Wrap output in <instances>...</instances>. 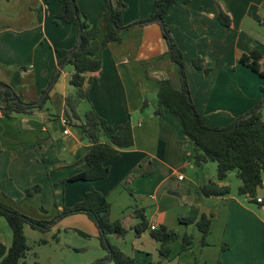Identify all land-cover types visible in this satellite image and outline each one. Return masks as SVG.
Instances as JSON below:
<instances>
[{"label":"crops","instance_id":"1","mask_svg":"<svg viewBox=\"0 0 264 264\" xmlns=\"http://www.w3.org/2000/svg\"><path fill=\"white\" fill-rule=\"evenodd\" d=\"M123 1L126 6L121 40L99 48L96 56L101 60V69L87 74L90 79L86 85L90 105L114 130L120 124L130 123L134 144L106 161L109 172L105 178L69 181L64 179L81 170L90 146L81 139L78 120L72 118L65 103L74 90L69 83L72 67L59 65L56 51L74 48L78 38L76 28L61 20L55 22L60 0H0V80L25 102L36 101L46 91L48 101L59 99L61 106L56 116L42 108L15 119L5 117L18 121L15 126L21 133L40 132L44 138L35 148L37 144L31 140L14 138L3 142L0 135V199L7 197L13 207L24 203L28 200L25 188L42 179L41 191L49 185L54 200L61 198V202L52 201L55 213L49 212L48 205L44 216L23 213L36 219H50L93 187L106 196L110 214L113 207H143L146 216V207L151 205L146 217L150 225L163 224L177 230L180 237L175 241L180 242L184 233L193 237L188 250L179 253V249L174 251L171 246L169 258L161 259L159 242L146 229L135 235L138 244L132 256L134 264L159 260L163 264H264V213L259 207L242 204L230 194V188L222 196L201 192L200 188L209 181L220 186L228 184L201 172L206 163L202 166L192 163L191 137L183 131L178 116L157 103L160 80L168 78L176 88L180 87L178 68L166 54L159 23L125 28L150 15L153 0ZM75 2L89 20L99 24L100 39L104 32L101 18L104 0ZM219 10L230 17L229 26L217 19ZM165 21L183 54L191 101L207 125L224 126L262 100L259 86L264 83L257 81L239 59L242 53L257 49L264 60V0L178 1L170 7ZM197 56L211 68L208 74L193 67L192 59ZM14 66V71L6 76L4 70ZM62 117L70 119L68 133L63 132ZM3 118L0 114V121L6 120ZM38 148L43 156L47 150L50 152L48 164L38 162ZM52 173L58 174L55 182L48 179ZM178 175L183 178L178 179ZM261 188L264 192V176ZM257 189L255 195H259ZM191 206L211 218L207 245H200L201 235L194 223L185 224L179 219L191 214ZM131 218L136 223L134 213ZM78 227L98 238L97 227L83 213L67 215L51 229L58 232L61 228L79 230ZM106 258L107 251L99 245L95 255L82 264L97 259H104L100 264H113Z\"/></svg>","mask_w":264,"mask_h":264},{"label":"trees","instance_id":"2","mask_svg":"<svg viewBox=\"0 0 264 264\" xmlns=\"http://www.w3.org/2000/svg\"><path fill=\"white\" fill-rule=\"evenodd\" d=\"M178 1L188 3L190 0H153L150 15L134 21L125 28L149 22L159 23L167 45L166 54L178 68L180 87L176 88L168 78L160 80L156 93L158 105L165 106L169 112L177 115L183 131L191 137L194 152L190 160L195 166H202L209 161L215 162L217 181L225 180L228 172L235 169L241 182L237 193L252 198L255 196L256 189L263 186L264 118H261L259 112L261 101L224 126H209L202 120L201 114L195 109L189 95L182 51L171 36L165 21L170 7ZM104 2L101 12L104 32L100 39L98 38L99 24L89 20L75 0H60V8L55 16V22L61 20L74 25L77 35L81 36V43L75 44L70 57L68 54L71 50L56 49V51L59 55L58 64L65 63L72 67L69 83L74 90L65 99V103L69 107L72 118L78 120L77 126L81 130V139L90 144L83 157L81 170L64 180L94 181L105 178L109 172L106 161L118 151L131 148L134 144L129 122L120 124L114 130L89 103L86 83L90 78L87 74L99 72L101 69V60L96 56L97 51L111 42H120V30L123 28L122 13L126 6L125 2L123 0H104ZM217 19L224 26L230 25V17L223 10L218 11ZM116 28L119 30L117 31ZM239 60L264 79V60L261 52L251 49L242 53ZM192 65L205 74L211 70L199 56L192 59ZM259 89L264 99V86H259ZM48 98L47 93L40 103H36L37 100L25 102L9 84L0 80V101L2 102L0 114L6 118H12L15 115H31L35 110L43 108ZM83 101L88 102L89 107L80 113L77 107ZM200 190L205 195L222 196L229 193L228 185L220 186L216 181L207 182ZM40 191L41 185L35 183L25 188V197L30 198ZM6 199L7 197L0 199V216L5 218L11 229L12 238L10 246L6 247L0 237V264H27L25 257L30 246L24 233L26 224L32 229L46 232L58 220L74 213L85 214L97 227L100 245L107 251L106 260H110L113 264H134V258L131 255L108 239L109 235L123 238L128 230L119 220L109 219L110 203L99 190L91 187L85 191L79 201L71 206H63L50 219H36L26 215L18 211ZM40 209L46 211L44 207ZM190 211L191 214L188 217L179 219L185 224L194 223L201 235L200 245H207L206 237L210 230L211 218L204 213H199L195 206H191ZM133 213L137 219L133 226L135 234L149 229L150 236L159 242L158 251L161 259L169 258L171 243L180 237V233L163 224L150 229L143 207L135 208ZM77 232L83 236H89L80 230ZM38 242L44 244L47 240L41 238ZM192 243V235L184 233L181 236L179 253L188 250ZM103 261L104 259H97L91 264H100ZM147 264H163V262L159 260Z\"/></svg>","mask_w":264,"mask_h":264},{"label":"rangeland","instance_id":"3","mask_svg":"<svg viewBox=\"0 0 264 264\" xmlns=\"http://www.w3.org/2000/svg\"><path fill=\"white\" fill-rule=\"evenodd\" d=\"M118 31V30H117ZM121 31V30H120ZM122 32V31H121ZM28 62V61H27ZM242 65V64H241ZM240 67V65H239ZM16 66L10 68L9 70L5 69L4 73L6 76L9 75V73H12ZM255 79H258L257 81L264 83V79L261 78L256 72L251 71L250 69H247L244 67ZM233 70V69H232ZM13 78V77H12ZM264 86V84H262ZM260 85V86H262ZM43 96L41 95L37 101H40V99L43 100ZM89 107L88 102L83 101L79 104L77 107L78 112L82 113L86 108ZM43 108L45 111H48L52 115L56 116L57 114H60V100L55 99L53 102L46 100ZM42 109V108H41ZM39 110V109H37ZM260 116L261 118H264V99L261 100V107L259 108ZM4 117V116H3ZM19 115H15L12 118L9 119H15L19 118ZM37 118V117H36ZM3 119H6L5 117ZM1 120L0 121V131L2 134H0L1 140L4 141H10L14 138H23L24 142L27 140H31L37 148L38 145H40V140L44 138V135L40 132H36V134H26V131L24 133L20 132L19 128H16L15 125H18L19 122L15 120ZM42 146V145H41ZM39 155L37 156L38 162L40 164L45 165L48 164V161L46 160L48 158V155L50 152L47 150L46 153L43 156V151L39 148ZM44 168V166H42ZM201 172L205 174L213 175L216 179V163L209 161L200 170ZM49 173V172H48ZM58 173V170H57ZM53 174V173H52ZM61 174V173H60ZM54 176V177H52ZM264 176V175H263ZM48 177V176H47ZM51 178V179H50ZM58 174L49 175L48 179L51 182H55L58 179ZM41 182H37L38 184L44 186V181L40 179ZM53 180V181H52ZM225 181L229 185L230 188V194L235 196L242 204L248 205L249 207H254L257 209L258 205L254 201H248L246 195H240L237 193V188L240 185V179L237 176V171L235 169L228 172ZM49 185H45L43 187L42 193L38 194L37 197L33 198L30 197L28 200L24 203H21L19 205H16L15 208L20 212H25L27 214H33L35 216H44L47 213L42 212L39 207H44L46 205L50 206L48 209H50L49 212L55 213L52 209L54 207L52 206V201L60 200L55 199L54 200V192ZM52 187V186H51ZM122 189V188H121ZM262 188H258V194L261 195L264 192L261 190ZM51 202V203H50ZM51 204V205H50ZM133 204V203H131ZM71 206V205H70ZM151 205H148L146 207V217L148 218V211H151ZM37 208V209H36ZM135 207H113V210L111 214L109 213V219L111 221L119 220L123 226L127 228V233L123 238H117L114 235H109V241L115 245H117L121 250H123L128 255L133 256L134 249L137 247V244L135 242V231L133 229V226L135 223H132L134 220H132V214ZM113 216V217H112ZM137 222V219H136ZM77 229L82 230L86 232L83 228L78 227ZM24 233L27 238V243L30 246V249L27 252V255L25 257V261L27 264H35L36 262L40 264H82L85 263L88 260V257H93L95 255V251H97L99 244V239L89 235V236H83L80 233L77 232L75 228H67L63 229L61 228L58 232L53 231L52 229L42 232L36 229L30 228L29 225L24 226ZM55 236L57 237L55 239ZM0 237L1 240L3 239L6 243L4 244L6 247H9L11 244V229L9 228L6 220L4 217L0 216ZM46 239L47 243H39L38 240L40 239ZM3 242V241H2ZM179 241H175L171 243L172 250L178 251L179 249ZM94 262V261H92Z\"/></svg>","mask_w":264,"mask_h":264},{"label":"built area","instance_id":"4","mask_svg":"<svg viewBox=\"0 0 264 264\" xmlns=\"http://www.w3.org/2000/svg\"><path fill=\"white\" fill-rule=\"evenodd\" d=\"M63 125L65 126V129L63 130L64 133H68V127H69V119L67 117H62L61 119ZM182 175H178V179H182ZM259 207L260 211L264 213V196L261 195H255L251 198ZM156 226L154 224L150 225V229H155Z\"/></svg>","mask_w":264,"mask_h":264},{"label":"water","instance_id":"5","mask_svg":"<svg viewBox=\"0 0 264 264\" xmlns=\"http://www.w3.org/2000/svg\"><path fill=\"white\" fill-rule=\"evenodd\" d=\"M116 30H119V28H116ZM81 43V36L78 35V38H77V45H79ZM73 51L71 50L68 54V57H70L72 55ZM49 88V87H48ZM46 94V91L42 94V96L44 97ZM42 101V99H40V101H36V103H40Z\"/></svg>","mask_w":264,"mask_h":264}]
</instances>
